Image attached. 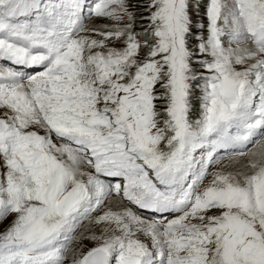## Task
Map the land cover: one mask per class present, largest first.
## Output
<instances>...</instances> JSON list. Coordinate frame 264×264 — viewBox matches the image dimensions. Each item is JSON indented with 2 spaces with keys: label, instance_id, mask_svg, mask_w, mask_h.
Returning <instances> with one entry per match:
<instances>
[{
  "label": "snow or ice",
  "instance_id": "6c2138e0",
  "mask_svg": "<svg viewBox=\"0 0 264 264\" xmlns=\"http://www.w3.org/2000/svg\"><path fill=\"white\" fill-rule=\"evenodd\" d=\"M0 264H264V0H0Z\"/></svg>",
  "mask_w": 264,
  "mask_h": 264
},
{
  "label": "rangeland",
  "instance_id": "374dc122",
  "mask_svg": "<svg viewBox=\"0 0 264 264\" xmlns=\"http://www.w3.org/2000/svg\"><path fill=\"white\" fill-rule=\"evenodd\" d=\"M7 223V221L5 222V224Z\"/></svg>",
  "mask_w": 264,
  "mask_h": 264
}]
</instances>
